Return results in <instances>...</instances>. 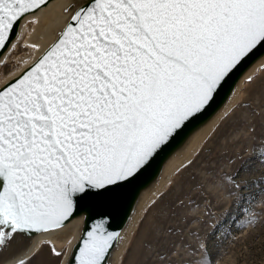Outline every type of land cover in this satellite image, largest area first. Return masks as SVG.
<instances>
[{
  "label": "snow or ice",
  "instance_id": "1",
  "mask_svg": "<svg viewBox=\"0 0 264 264\" xmlns=\"http://www.w3.org/2000/svg\"><path fill=\"white\" fill-rule=\"evenodd\" d=\"M50 3L0 0V253L88 213L60 264H110L121 238L113 211L240 76L255 64L264 75V0H74L50 45L21 44ZM25 47L39 55L17 70L11 56ZM198 207L177 197L175 227L164 219L149 228L158 261L168 260L165 237Z\"/></svg>",
  "mask_w": 264,
  "mask_h": 264
},
{
  "label": "rangeland",
  "instance_id": "2",
  "mask_svg": "<svg viewBox=\"0 0 264 264\" xmlns=\"http://www.w3.org/2000/svg\"><path fill=\"white\" fill-rule=\"evenodd\" d=\"M28 54L18 49L10 64L17 67ZM255 77L192 158L193 167L175 173L142 212L118 264H207L206 254L212 264H264V75ZM177 197L186 204L195 198L199 207L186 209L180 231L165 237L168 260L160 262L146 247V234L164 219L175 227L170 214ZM50 246H40L33 264H60Z\"/></svg>",
  "mask_w": 264,
  "mask_h": 264
},
{
  "label": "water",
  "instance_id": "3",
  "mask_svg": "<svg viewBox=\"0 0 264 264\" xmlns=\"http://www.w3.org/2000/svg\"><path fill=\"white\" fill-rule=\"evenodd\" d=\"M73 2L74 0H51L48 8L39 15V23L34 26L35 30H32L29 40L38 44L41 51L53 42L56 33L63 27L66 18L70 15L69 13H66L64 9ZM36 55H39V52L32 51L27 55L28 59L26 62L32 60ZM24 64L17 70L22 68ZM258 65L259 64L253 65L247 70V72L239 77L235 83L232 94L226 101H223L218 107H216L215 111L210 110L205 114L204 118L196 124L189 126V129L186 130L184 139L169 155L162 158L157 165L154 166L146 178L142 179L134 186L132 194L126 198L120 207L113 211L111 227L120 232L121 238L113 248L110 257V264H115L116 257L121 250L125 236L131 228L145 201L163 184L173 166L189 154L209 126L231 104L242 82L246 79L247 75L254 72ZM87 216L88 213H78L59 232L37 235L31 240L20 238L19 242L13 248L0 253V264H8L14 261L17 255H24L27 253L39 237L50 235L63 239L65 236L73 234V239L66 247L64 256H62L61 259V261L66 260L68 252L74 245H76L82 232L87 226ZM91 223L92 220L87 219V224L90 225Z\"/></svg>",
  "mask_w": 264,
  "mask_h": 264
},
{
  "label": "bare ground",
  "instance_id": "4",
  "mask_svg": "<svg viewBox=\"0 0 264 264\" xmlns=\"http://www.w3.org/2000/svg\"><path fill=\"white\" fill-rule=\"evenodd\" d=\"M35 25L33 26H29L27 32L23 35L22 39H21V44L23 45H29L32 44L34 42L29 40V36L33 30ZM25 49H28L29 54L32 52V50L30 48L25 47ZM27 54V53H26ZM16 55V54H15ZM14 55V56H15ZM21 62L18 64V66L16 67L17 69L22 66L26 61H27V55H23L21 56ZM260 72L259 69V65L255 68L254 72L252 73V75H257ZM4 78V77H3ZM3 78H1L0 80H2ZM246 85L245 80L242 82L241 86L239 87L235 97L233 98V101L231 102V104L225 109V111H223V113H221L217 119L209 126V128L205 131V133L201 136V138L197 141V143L195 144V146L192 148V150L189 152L188 155H186L183 159H181L179 162H177L173 168L169 171L167 178L165 179V181L163 182V184L145 201V203L143 204L141 210L139 211L137 217L135 218L131 228L129 229V231L127 232L126 236H125V240L123 242V245L121 247V250L119 251L117 257H116V262L115 264H118L120 261V258L122 256V253L124 252V249L126 246H128V242L129 239L138 223V219H140V215L142 214V212L145 210V208L151 203V201H153V199L161 192L163 191L165 188H167V186L170 184L171 180L173 179L176 170L178 168H180L183 164H185L188 159H192L195 154L198 152V150L202 147L203 143L205 142V140L207 139V137L213 132V130L217 127V125L219 124V122L223 119V117H225L227 115L228 112H230L238 103V101L240 100V96H241V91L244 88V86ZM73 234H69L67 236H65L63 239H59L53 236H42L39 237L36 242L33 244V246L30 248V250L28 252H30L31 250L40 248V246L45 242L54 245L56 248L60 249L62 247H66L71 243L72 239H73ZM62 259V257H61ZM15 260L8 263V264H14ZM61 262V261H60Z\"/></svg>",
  "mask_w": 264,
  "mask_h": 264
}]
</instances>
